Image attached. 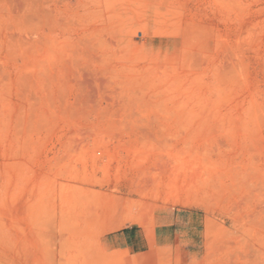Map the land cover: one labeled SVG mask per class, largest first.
<instances>
[{"label": "rangeland", "instance_id": "1", "mask_svg": "<svg viewBox=\"0 0 264 264\" xmlns=\"http://www.w3.org/2000/svg\"><path fill=\"white\" fill-rule=\"evenodd\" d=\"M180 209L160 264H264V0H0V264H144Z\"/></svg>", "mask_w": 264, "mask_h": 264}, {"label": "crops", "instance_id": "2", "mask_svg": "<svg viewBox=\"0 0 264 264\" xmlns=\"http://www.w3.org/2000/svg\"><path fill=\"white\" fill-rule=\"evenodd\" d=\"M203 223L204 217L196 209L160 211L156 214L155 223L151 228L130 225L119 230L111 240V247L133 260L142 259L144 264H160L162 254H170L171 259H175L177 255L198 257L204 254L206 249L204 245L197 244L198 228ZM188 224L191 242L177 245L184 235L182 229Z\"/></svg>", "mask_w": 264, "mask_h": 264}]
</instances>
